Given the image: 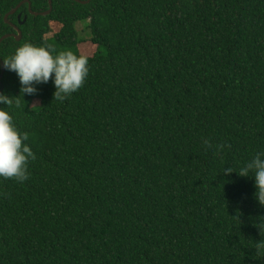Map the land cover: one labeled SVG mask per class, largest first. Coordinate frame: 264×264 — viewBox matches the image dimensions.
I'll list each match as a JSON object with an SVG mask.
<instances>
[{
	"label": "trees",
	"instance_id": "16d2710c",
	"mask_svg": "<svg viewBox=\"0 0 264 264\" xmlns=\"http://www.w3.org/2000/svg\"><path fill=\"white\" fill-rule=\"evenodd\" d=\"M22 1L0 0V38ZM8 22L1 61L28 42L89 75L58 102L3 74L37 158L25 183L0 178V264H264L254 181L221 173L264 149V0H52Z\"/></svg>",
	"mask_w": 264,
	"mask_h": 264
},
{
	"label": "clouds",
	"instance_id": "9594fccd",
	"mask_svg": "<svg viewBox=\"0 0 264 264\" xmlns=\"http://www.w3.org/2000/svg\"><path fill=\"white\" fill-rule=\"evenodd\" d=\"M24 43L14 53L2 59L3 67L16 74L22 96L37 95L40 85L51 81L55 91L54 100L64 102L84 85L89 75V61L83 55L71 50L59 51ZM13 98L0 94V104L7 105ZM28 134L21 133L13 123L12 115L0 108V178L23 184L30 178V163L36 160V154L27 143ZM205 148L214 156L222 158L224 150L231 145L224 143L213 145L205 142ZM225 176L236 173L241 178L254 181V198L264 206V149H260L238 170L224 167ZM220 173V174H221Z\"/></svg>",
	"mask_w": 264,
	"mask_h": 264
},
{
	"label": "water",
	"instance_id": "95a60500",
	"mask_svg": "<svg viewBox=\"0 0 264 264\" xmlns=\"http://www.w3.org/2000/svg\"><path fill=\"white\" fill-rule=\"evenodd\" d=\"M75 2L77 3H80V4H86L88 3L90 0H86V1H80V0H74ZM24 4L27 5V10L29 12L30 15H32L33 17H37V16H47L50 14L51 10H52V0H48V9L47 11L45 12H40V13H37V12H33L31 10V4L29 2V0H24L22 1L21 3H19L17 5V7H15L13 10H11L9 13H7L4 17V22L5 24L13 27V29L15 30V33H10V34H6V35H3L1 38H0V44L3 42V40L7 39V38H13L15 41H19L21 39V32L20 30L18 29L17 26H14L13 24L9 23L8 22V17L9 16H12L13 14H15L17 12V10L19 8H21ZM20 14L17 15V19L19 21L20 19ZM26 17H24L23 21L22 22H18L19 25L23 24V22L25 21ZM5 72V69L3 67V62L1 61L0 59V94L2 93L3 91V85H2V77H3V74Z\"/></svg>",
	"mask_w": 264,
	"mask_h": 264
},
{
	"label": "rangeland",
	"instance_id": "374dc122",
	"mask_svg": "<svg viewBox=\"0 0 264 264\" xmlns=\"http://www.w3.org/2000/svg\"><path fill=\"white\" fill-rule=\"evenodd\" d=\"M79 29H81V31H82V35L85 33V30H83V26L82 27H80ZM87 54H90V50H85V55H87Z\"/></svg>",
	"mask_w": 264,
	"mask_h": 264
}]
</instances>
